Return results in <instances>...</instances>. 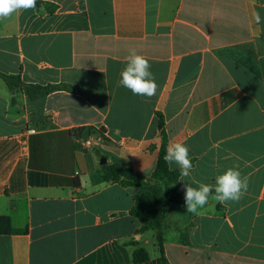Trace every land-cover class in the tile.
Masks as SVG:
<instances>
[{
    "label": "crops",
    "instance_id": "0c3cea01",
    "mask_svg": "<svg viewBox=\"0 0 264 264\" xmlns=\"http://www.w3.org/2000/svg\"><path fill=\"white\" fill-rule=\"evenodd\" d=\"M133 48L158 84L150 99L118 86ZM159 115L193 164L177 192L230 167L249 177L240 201L209 198L203 215L165 205L167 264H264V0H37L0 20V217L25 231L0 223V264H135L130 240L158 264L135 190L102 181L100 160L148 179Z\"/></svg>",
    "mask_w": 264,
    "mask_h": 264
},
{
    "label": "clouds",
    "instance_id": "9594fccd",
    "mask_svg": "<svg viewBox=\"0 0 264 264\" xmlns=\"http://www.w3.org/2000/svg\"><path fill=\"white\" fill-rule=\"evenodd\" d=\"M37 0H0V20L9 18L20 10L34 9ZM252 17L255 23L260 24L262 17L258 11H253ZM151 64L148 59L140 55L136 50L130 49L126 57V66L120 72L118 86H122L133 95L151 98L156 95L158 84L154 74L150 71ZM164 161L175 164L179 168L180 181L191 177L193 164L189 156L188 147L181 142L169 144L164 155ZM249 177L242 176L238 167L228 168L222 174L215 177V185L193 181L192 184H184V204L187 213L203 215L202 209L208 204L209 198L220 205L228 202L240 201L248 190ZM193 184L198 186L194 187Z\"/></svg>",
    "mask_w": 264,
    "mask_h": 264
},
{
    "label": "trees",
    "instance_id": "16d2710c",
    "mask_svg": "<svg viewBox=\"0 0 264 264\" xmlns=\"http://www.w3.org/2000/svg\"><path fill=\"white\" fill-rule=\"evenodd\" d=\"M18 80V79H17ZM5 81L10 90L19 88L15 77L5 76ZM58 89L57 87H36V92L29 95L36 98L43 93H49ZM158 128L161 133V144L157 155V162L154 171L148 179L140 176H134L130 180L121 179V172L118 165L107 166L104 164L100 171L101 179L104 182H118L123 187H131L135 190V204L131 210V216L142 223L139 232L153 231L156 238V251L158 264H167L163 250V220L165 215V205L173 204L177 207H184V193L177 192V182L180 177L179 169L170 170L168 164L164 161V155L167 149V135L164 131L162 117L158 116ZM0 223L5 224L4 233L19 234L25 231L12 230L9 219L0 217ZM129 246L133 248V259L135 264H141L149 259L146 250L139 242L128 241Z\"/></svg>",
    "mask_w": 264,
    "mask_h": 264
},
{
    "label": "built area",
    "instance_id": "2783aa9c",
    "mask_svg": "<svg viewBox=\"0 0 264 264\" xmlns=\"http://www.w3.org/2000/svg\"><path fill=\"white\" fill-rule=\"evenodd\" d=\"M34 130H28L26 131V134L30 135V134H34ZM99 137H91V138H87L85 141H84V147L85 148H91V147H94L96 145H99L100 141H99Z\"/></svg>",
    "mask_w": 264,
    "mask_h": 264
},
{
    "label": "water",
    "instance_id": "95a60500",
    "mask_svg": "<svg viewBox=\"0 0 264 264\" xmlns=\"http://www.w3.org/2000/svg\"><path fill=\"white\" fill-rule=\"evenodd\" d=\"M100 163H101V164H105V163H106V159H105V158H102V159L100 160Z\"/></svg>",
    "mask_w": 264,
    "mask_h": 264
},
{
    "label": "rangeland",
    "instance_id": "374dc122",
    "mask_svg": "<svg viewBox=\"0 0 264 264\" xmlns=\"http://www.w3.org/2000/svg\"><path fill=\"white\" fill-rule=\"evenodd\" d=\"M92 150H93V148H92ZM148 248H149L148 250L151 252V251H152V249H151L150 247H148Z\"/></svg>",
    "mask_w": 264,
    "mask_h": 264
}]
</instances>
